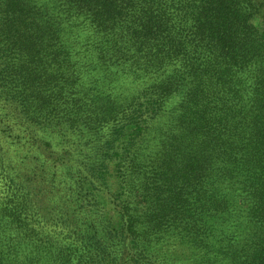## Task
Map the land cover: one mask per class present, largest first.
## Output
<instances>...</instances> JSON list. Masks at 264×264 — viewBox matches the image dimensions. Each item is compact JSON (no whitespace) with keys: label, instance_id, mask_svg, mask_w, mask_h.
Instances as JSON below:
<instances>
[{"label":"trees","instance_id":"1","mask_svg":"<svg viewBox=\"0 0 264 264\" xmlns=\"http://www.w3.org/2000/svg\"><path fill=\"white\" fill-rule=\"evenodd\" d=\"M0 264H264V0H0Z\"/></svg>","mask_w":264,"mask_h":264}]
</instances>
